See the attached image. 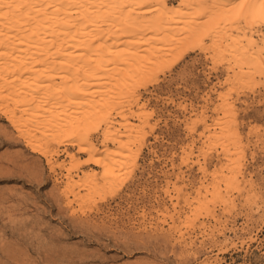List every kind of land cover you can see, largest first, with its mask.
<instances>
[{"label": "bare ground", "instance_id": "bare-ground-1", "mask_svg": "<svg viewBox=\"0 0 264 264\" xmlns=\"http://www.w3.org/2000/svg\"><path fill=\"white\" fill-rule=\"evenodd\" d=\"M189 40L225 75L199 103L169 102L185 142L165 160L147 146L163 184L134 220L206 252L194 264H222L224 248H249L264 226V167H247L264 159V126L245 135L238 112L247 88L264 97V0H0V111L45 158L64 205L85 214L134 175L158 126L138 83ZM240 207L258 220L236 224Z\"/></svg>", "mask_w": 264, "mask_h": 264}, {"label": "rangeland", "instance_id": "rangeland-1", "mask_svg": "<svg viewBox=\"0 0 264 264\" xmlns=\"http://www.w3.org/2000/svg\"><path fill=\"white\" fill-rule=\"evenodd\" d=\"M217 65L211 69L201 47L189 40L154 75L139 81L138 90L152 106L158 126L145 133L147 145L125 186L116 193L105 191L97 199L98 206L87 207L85 214L71 213L64 205L45 158L25 145L0 111V264H194L196 257L201 260L206 252L184 250L166 232L144 229L134 218L143 207L153 211L155 192L163 184L156 171L164 165L149 166L147 146L165 160L185 142L178 122L183 114L169 102H201L204 92L225 75L223 63ZM249 90L238 103L245 135L264 126V97L253 98ZM254 156L255 160L249 157L248 171L259 174L264 159ZM83 162L93 166L86 158ZM192 176L196 178V172ZM260 198L264 200V191ZM241 209L230 218L238 225L252 216L250 210ZM254 225L257 241L249 248H224L222 264H264V226Z\"/></svg>", "mask_w": 264, "mask_h": 264}]
</instances>
